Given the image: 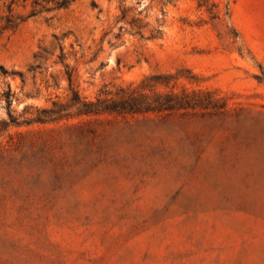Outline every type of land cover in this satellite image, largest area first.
Returning a JSON list of instances; mask_svg holds the SVG:
<instances>
[{
    "label": "rangeland",
    "instance_id": "rangeland-1",
    "mask_svg": "<svg viewBox=\"0 0 264 264\" xmlns=\"http://www.w3.org/2000/svg\"><path fill=\"white\" fill-rule=\"evenodd\" d=\"M61 1L0 0V264H264V0Z\"/></svg>",
    "mask_w": 264,
    "mask_h": 264
},
{
    "label": "trees",
    "instance_id": "trees-1",
    "mask_svg": "<svg viewBox=\"0 0 264 264\" xmlns=\"http://www.w3.org/2000/svg\"><path fill=\"white\" fill-rule=\"evenodd\" d=\"M70 0H62L58 3V8H65L69 4ZM171 96V95H170ZM177 99L176 96H174ZM185 97V96H184ZM146 96L142 94L136 95L135 91L123 92L119 97L110 98V99H101L98 98L93 102H80L79 97L76 93H72L71 103L73 105L80 104L81 107L78 109L79 114L90 115V114H99V113H139L143 110H149L146 103H143L142 100ZM156 100L159 99H169V95H154ZM10 98H7L8 106L10 105ZM56 106V105H55ZM60 106L55 107L49 111L42 110L41 112L47 114H58ZM10 122H13V119L10 114H8ZM8 126V124L6 123Z\"/></svg>",
    "mask_w": 264,
    "mask_h": 264
}]
</instances>
